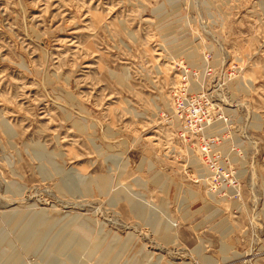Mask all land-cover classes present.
I'll return each instance as SVG.
<instances>
[{
  "label": "rangeland",
  "instance_id": "374dc122",
  "mask_svg": "<svg viewBox=\"0 0 264 264\" xmlns=\"http://www.w3.org/2000/svg\"><path fill=\"white\" fill-rule=\"evenodd\" d=\"M0 264H264V0H0Z\"/></svg>",
  "mask_w": 264,
  "mask_h": 264
},
{
  "label": "bare ground",
  "instance_id": "6f19581e",
  "mask_svg": "<svg viewBox=\"0 0 264 264\" xmlns=\"http://www.w3.org/2000/svg\"><path fill=\"white\" fill-rule=\"evenodd\" d=\"M65 241V240H64ZM66 242V245H69V244H72L73 241H71L69 244H68V241H65ZM61 245V244H60ZM70 247V246H69ZM81 244L80 243H75L74 246H72L73 250L76 252L78 251L79 249H81ZM60 249V247H59ZM71 249V248H70Z\"/></svg>",
  "mask_w": 264,
  "mask_h": 264
}]
</instances>
